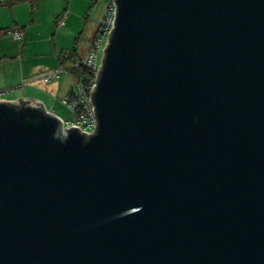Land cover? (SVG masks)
<instances>
[{"label":"water","instance_id":"1","mask_svg":"<svg viewBox=\"0 0 264 264\" xmlns=\"http://www.w3.org/2000/svg\"><path fill=\"white\" fill-rule=\"evenodd\" d=\"M97 129L0 99V264H264V0H113Z\"/></svg>","mask_w":264,"mask_h":264},{"label":"rangeland","instance_id":"2","mask_svg":"<svg viewBox=\"0 0 264 264\" xmlns=\"http://www.w3.org/2000/svg\"><path fill=\"white\" fill-rule=\"evenodd\" d=\"M14 1L16 0H9L8 2L13 5V8L23 10L22 17L32 22V26L28 42L25 39L14 42V48H17L14 53H10L6 57L0 54V89L10 86L6 79L8 71L6 72L1 65L6 63V60L9 65H12L14 61L18 64L17 61H21L24 57L34 64H42L43 66L54 68L59 63L58 54L61 56L65 52L71 51L75 46L80 51L82 43L88 33L91 32V28L103 15L108 3H110V0H39L38 4L34 6L31 2L14 3ZM25 3H28V6H25L27 5ZM68 14L71 15L70 20L73 22L65 26V19L61 20V18ZM12 28L11 30H13ZM9 35L14 38L13 34L9 33ZM59 44H66V46L60 48ZM102 56L103 52L101 51ZM43 66L41 67L43 68ZM9 74H11L9 76H11L13 81L21 80V74H19L15 65L9 66ZM75 81V75L67 70L63 73L60 80L52 83L55 85L45 86L53 91L54 96L44 94L42 99L49 108L54 109L56 115L65 121L71 119L73 112L63 102V99L68 91L74 88ZM25 87L33 89L30 87L38 86L29 84ZM21 94H23L22 88L5 93L6 97L21 96Z\"/></svg>","mask_w":264,"mask_h":264},{"label":"built area","instance_id":"3","mask_svg":"<svg viewBox=\"0 0 264 264\" xmlns=\"http://www.w3.org/2000/svg\"><path fill=\"white\" fill-rule=\"evenodd\" d=\"M116 6L113 0L110 1L104 15L97 27L93 43L89 51L82 56L81 59L72 63L70 67L78 69L80 72L76 76L74 88L71 92L68 91L63 99V102L69 106L73 115L70 120L63 122V133L67 134V127L70 125H78L80 131L94 133L97 129V114L95 112V103H93L92 89L98 83L97 76L100 70V66L103 63L104 50L109 44V38L111 31L115 27L116 20ZM65 16L61 18L64 20ZM13 33L17 40L25 38V31L22 28L8 30ZM101 51L103 56L101 57ZM70 71L67 65L60 63L58 66L52 69H46L41 73L36 74L34 77H25L23 79L22 87L31 84L36 80L43 81L46 84L61 79L65 71ZM86 73V74H85ZM0 99H6L5 92L0 91ZM47 111L54 113V110L47 107Z\"/></svg>","mask_w":264,"mask_h":264},{"label":"crops","instance_id":"4","mask_svg":"<svg viewBox=\"0 0 264 264\" xmlns=\"http://www.w3.org/2000/svg\"><path fill=\"white\" fill-rule=\"evenodd\" d=\"M8 1L9 0H0V54H3L4 57H6V55H8L10 53H14L17 50V48H14V45H15L14 42L19 41L17 39L15 40L14 39L15 37L12 38V35H9V33H7L6 30L11 29L12 27H14L12 29H16V28L24 29V31H25V38L24 39L27 40V42H28V40H29L28 38L30 37V28L32 26V22H29L28 19L22 17L23 10L13 8V5H11L10 2H8ZM15 2H29V1L16 0V1H14V3ZM25 4H27L25 6H28V3H25ZM108 5H109V3H108ZM70 17H71L70 14L65 16V20H64L65 26H67L69 23L73 22L70 20ZM102 17H103V15L97 20L95 25L91 28V30H90L91 32L88 33L85 41L82 43V49L80 51L78 50L79 53L81 54V56H84L89 51V49L93 43V40H94L95 31H97L96 29H97ZM10 34H12V33H10ZM63 46H66V44L60 45V48ZM57 48H58V44H57ZM57 56H58V60H59V63H58V65H59L61 63V56L62 55L60 56V54H58ZM21 58H22V56H21ZM14 62H12V65H15L17 71H19V74H21V80L20 81H18V80L13 81L11 79V76H9V75H11V74H9V66L11 67L12 65H9L7 60H6V63H2L1 65L5 68L6 72L8 71V74H6V79H7V82L9 83L8 85H10V86L6 87L5 89H0V91L1 92L4 91L5 93H8V92L17 90L18 88H22L23 94H21V96L19 95V96H12V97H6V95H5L6 100L18 101V98H20V97H28V98L32 97V99H37V100L43 101L45 103V101L42 99V98H44V94L54 96L53 91H51L48 87L47 88L45 87L46 85L49 86L53 82L46 84L43 81L36 80V81L32 82L31 85H36L38 87H30L33 89H28L26 87L21 86L23 83V79L25 77H34L36 74L41 73L46 69H52V68L43 66L42 64H34L32 61H30L24 57L22 58L21 61H17L18 64L16 63V61H14ZM41 66H43V68ZM52 85H55V84H52ZM54 88H56V86H54ZM45 105L47 106L46 103H45ZM51 109H53V108H51Z\"/></svg>","mask_w":264,"mask_h":264},{"label":"trees","instance_id":"5","mask_svg":"<svg viewBox=\"0 0 264 264\" xmlns=\"http://www.w3.org/2000/svg\"><path fill=\"white\" fill-rule=\"evenodd\" d=\"M21 1H29L31 2L34 6H36L39 2V0H21ZM108 7V6H107ZM107 9V8H106ZM17 29V28H16ZM8 30H11V29H7L6 32L7 33H10L8 32ZM97 30V29H96ZM96 33V31H95ZM13 34V33H12ZM14 36V35H13ZM95 37V35H94ZM16 39V38H15ZM82 56L81 54L79 53V51L77 50L76 46L69 52H65L62 56H61V63H63L64 65H67L68 68L70 69V71L75 75V77L77 75L80 74L81 71H79L78 69L74 68V67H70V65L72 63H75L77 60L81 59ZM86 74V73H85ZM73 89V88H72ZM72 89L69 91L71 92Z\"/></svg>","mask_w":264,"mask_h":264},{"label":"clouds","instance_id":"6","mask_svg":"<svg viewBox=\"0 0 264 264\" xmlns=\"http://www.w3.org/2000/svg\"><path fill=\"white\" fill-rule=\"evenodd\" d=\"M104 15V14H103Z\"/></svg>","mask_w":264,"mask_h":264}]
</instances>
